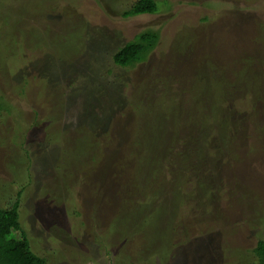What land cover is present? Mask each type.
<instances>
[{
	"label": "rangeland",
	"instance_id": "obj_1",
	"mask_svg": "<svg viewBox=\"0 0 264 264\" xmlns=\"http://www.w3.org/2000/svg\"><path fill=\"white\" fill-rule=\"evenodd\" d=\"M135 1L0 0V207L48 264H256L264 0Z\"/></svg>",
	"mask_w": 264,
	"mask_h": 264
},
{
	"label": "trees",
	"instance_id": "obj_2",
	"mask_svg": "<svg viewBox=\"0 0 264 264\" xmlns=\"http://www.w3.org/2000/svg\"><path fill=\"white\" fill-rule=\"evenodd\" d=\"M159 11L161 8H158L156 0H136L122 12V16L154 14ZM159 37L158 30L153 29L138 33L133 39L116 49L112 54L113 63L122 67H130L144 61L156 47ZM214 83L220 90L223 88L222 84H225L218 82L217 79ZM219 92L222 94L221 91ZM217 120L220 119L217 117ZM236 152L237 149L234 150V153ZM20 195L21 192L18 194V199L14 200L10 206L0 207V264H48L45 257L36 254L31 249L30 239L21 225ZM251 252L255 256L256 264H264V238L257 240Z\"/></svg>",
	"mask_w": 264,
	"mask_h": 264
}]
</instances>
